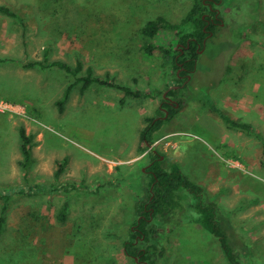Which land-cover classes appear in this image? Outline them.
<instances>
[{
    "label": "rangeland",
    "instance_id": "obj_1",
    "mask_svg": "<svg viewBox=\"0 0 264 264\" xmlns=\"http://www.w3.org/2000/svg\"><path fill=\"white\" fill-rule=\"evenodd\" d=\"M192 2L0 0L20 19L0 14V194L10 196L0 264H131L123 242L137 218L135 202L144 196L143 169L151 159L149 148L137 152L139 134L144 117L159 115L166 86L177 83L167 77L170 57L163 50L151 56L141 51L140 29L158 16L178 23ZM218 8L225 24L178 89L177 96L188 100L151 146L163 167L177 165L205 189L249 243L253 264H264V0H223ZM173 38L162 31L153 41L165 45ZM45 52L48 62L73 67L80 60L82 75L90 67L95 76L109 75L153 98L95 84L80 94L77 85L59 113L55 103L72 78L57 68L24 67L43 61ZM210 104L254 132L228 130ZM20 127L35 142L27 174L19 165ZM63 158L67 164L56 179ZM213 170L216 175H209ZM34 185L78 190L37 192ZM193 198L153 221L165 247L155 264H228L219 241L195 222ZM64 204L66 221L59 222Z\"/></svg>",
    "mask_w": 264,
    "mask_h": 264
},
{
    "label": "trees",
    "instance_id": "obj_2",
    "mask_svg": "<svg viewBox=\"0 0 264 264\" xmlns=\"http://www.w3.org/2000/svg\"><path fill=\"white\" fill-rule=\"evenodd\" d=\"M223 0H193L190 9L186 12L184 17L178 23H171L164 17L158 16L155 19L148 20L140 29V33L143 37V43L140 47L141 51L151 56L157 51L163 50L165 59L169 57L170 64L168 65L167 77L173 78L177 84L181 83L178 79V75L185 74L188 71L194 69L195 61L199 56L198 51L203 49L197 47V44L202 45V41L206 36L204 28L212 31L214 37L218 32V27L207 26L205 24L203 15L209 11V4L215 7L216 3L222 5ZM0 14L13 19H19V16L5 6H0ZM171 31L174 34L172 41L167 44H156L153 39L159 32ZM242 38V32L238 33V40ZM190 39V40H189ZM187 40H189L190 47L186 49ZM180 42L183 47L180 49L176 44ZM184 50L185 54L180 56L181 51ZM47 52L44 53L43 61H34L24 65L25 68H31L38 66L41 70L57 68L64 71L68 78H72V81L67 84L62 98L56 101L58 112L62 113L64 110V103L69 98L72 89L79 85V93L84 94L91 85H98L107 88L117 89L124 93L126 96L133 98H153L151 92H144L142 90H134L130 87L121 85L115 81L114 78L106 75L105 77L95 76L93 70L88 67L82 75L83 64L80 60H77L72 67L66 62L61 60L47 61ZM177 60H182L183 67L186 71H180V66L177 64ZM185 87V86H184ZM182 88L179 87L178 89ZM178 89H173L171 86H166L165 92L167 96L177 99L179 107L174 109L166 106L169 110V114L166 119H159L155 117H144L146 126L140 131L139 142L137 146L138 154L146 152L150 145L153 143L155 133L160 130L162 125L177 113L182 107L185 98L177 96ZM213 111L217 112L225 125L231 129H239L241 131L251 133L254 132L253 127L245 122H235L228 116L222 114L214 105H211ZM157 113L162 114L159 109ZM18 135L20 140V153L22 161L19 165L25 171L28 172L29 165L32 160V149L35 144L34 137L31 134H27L25 128L20 127L18 129ZM151 157L148 165L145 168V176L147 177L145 185V193L143 197H139L135 202V214L137 218L133 222L132 228L129 230L128 238L123 242V253L125 257L130 260L131 264H155L157 257H162L165 251V247L161 245L159 239V230L153 221H161L171 215H173L180 207L184 198L188 195L193 196L194 201L192 208L196 213L195 222L206 232L214 236L220 244V248L225 256L228 264H253V255L250 252L249 243L240 239L235 228L221 217L218 205L210 198L205 189L188 179L177 165H171L169 169L163 167L164 161H161V156L154 153L153 149L149 151ZM67 164V159L63 158L62 161L57 162V170L54 173V177L57 179L63 173L64 167ZM71 190H78L74 185H62L61 187H46L44 185H34L31 190L35 188L37 192H59L63 189L65 192ZM1 195V194H0ZM3 199V204L0 207V234L5 222V215L8 209V202L10 196L6 193L0 196ZM67 205L64 204L58 211L57 219L59 222L66 221ZM139 242V245H137Z\"/></svg>",
    "mask_w": 264,
    "mask_h": 264
},
{
    "label": "flooded vegetation",
    "instance_id": "obj_3",
    "mask_svg": "<svg viewBox=\"0 0 264 264\" xmlns=\"http://www.w3.org/2000/svg\"><path fill=\"white\" fill-rule=\"evenodd\" d=\"M220 5V3H216L215 4V7H212L210 6L209 4V11H207L204 15H203V19L205 21V24L207 26H213V27H218V30L220 28V26L224 25V18H223V13H221V10L218 8V6ZM204 32L206 33V36L205 38L203 39L202 41V45L200 44H197V47L200 48L201 46H203V49L202 50H199L198 53L200 54L201 52H204V49H206L207 47V42L209 41L210 38H213L214 34L212 31L208 30L207 28H204ZM218 33V32H217ZM217 35V34H216ZM190 40V39H189ZM189 40H187V46H186V49H188L190 47V42ZM176 46L178 48H182L183 47V44L178 42L176 44ZM185 54V51L182 50L181 53L179 54V58L178 59H181L180 56H183ZM194 61L196 62V59H194ZM177 64L180 66V69H179V72L180 71H183L185 72L186 71V68L183 67V62L182 60H177ZM191 70L188 71L187 73L185 74H180L178 75V79L180 80L181 83H176L175 85H172L171 87H177V88H173V89H178L179 87L183 86L184 84H186V82L188 81V79L190 78V74H191ZM167 91H165L162 96H161V99H160V102H159V106H158V109L159 111L162 113L158 116H156L155 118H159L161 119L164 114H165V111L168 112L169 114V110L166 106H169V107H172L174 109H177L179 107V102L177 99H174V98H171L169 96H167L166 94ZM177 105V107H176ZM151 158V157H150Z\"/></svg>",
    "mask_w": 264,
    "mask_h": 264
},
{
    "label": "crops",
    "instance_id": "obj_4",
    "mask_svg": "<svg viewBox=\"0 0 264 264\" xmlns=\"http://www.w3.org/2000/svg\"><path fill=\"white\" fill-rule=\"evenodd\" d=\"M3 60H1L0 62H2ZM230 118V117H229ZM231 119V118H230ZM228 129V128H227ZM228 130H233V129H231V128H229ZM238 131H240L239 129H237ZM28 134V133H27ZM232 135V134H231ZM38 136H40V135H38ZM229 136V135H228ZM216 170H213V171H210V172H208V174L209 175H213V174H215L216 175ZM198 183H200V182H198ZM201 184V183H200ZM260 203H261V207L264 209V201L263 200H261L260 201Z\"/></svg>",
    "mask_w": 264,
    "mask_h": 264
},
{
    "label": "water",
    "instance_id": "obj_5",
    "mask_svg": "<svg viewBox=\"0 0 264 264\" xmlns=\"http://www.w3.org/2000/svg\"><path fill=\"white\" fill-rule=\"evenodd\" d=\"M173 88H177V87H173ZM176 107H177V105H176ZM167 116H168V112L167 111H165V114H164V116L162 117V119H166L167 118ZM152 149V146L150 145L149 146V150H151ZM153 152L154 153H156V151L155 150H153ZM143 171H145V169H143Z\"/></svg>",
    "mask_w": 264,
    "mask_h": 264
},
{
    "label": "built area",
    "instance_id": "obj_6",
    "mask_svg": "<svg viewBox=\"0 0 264 264\" xmlns=\"http://www.w3.org/2000/svg\"><path fill=\"white\" fill-rule=\"evenodd\" d=\"M7 108H10V106H9V107H7Z\"/></svg>",
    "mask_w": 264,
    "mask_h": 264
}]
</instances>
